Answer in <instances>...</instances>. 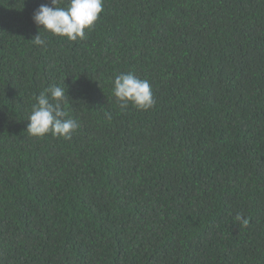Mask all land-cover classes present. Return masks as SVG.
I'll return each mask as SVG.
<instances>
[{"label":"trees","instance_id":"16d2710c","mask_svg":"<svg viewBox=\"0 0 264 264\" xmlns=\"http://www.w3.org/2000/svg\"><path fill=\"white\" fill-rule=\"evenodd\" d=\"M46 3L0 0V264H264V0H103L76 41ZM52 85L69 139L27 132Z\"/></svg>","mask_w":264,"mask_h":264},{"label":"clouds","instance_id":"9594fccd","mask_svg":"<svg viewBox=\"0 0 264 264\" xmlns=\"http://www.w3.org/2000/svg\"><path fill=\"white\" fill-rule=\"evenodd\" d=\"M102 7L103 0H70L67 7L59 6V0H50V4H41L34 10L32 20L45 32L66 37L70 41L83 40L86 38L85 29H90L98 19ZM31 41L34 45L46 47V38L39 31ZM112 94L121 109H126L131 103L138 109L147 110L155 104L148 80L140 79L133 72L115 77ZM65 99V89L59 85H52L40 92L27 119L28 134L39 138L51 133L69 139L79 124L64 110ZM108 118H111L110 114ZM236 220L243 225L249 223L239 213Z\"/></svg>","mask_w":264,"mask_h":264}]
</instances>
